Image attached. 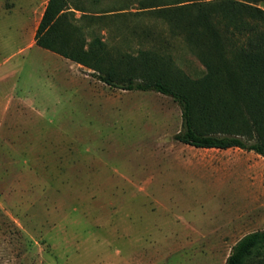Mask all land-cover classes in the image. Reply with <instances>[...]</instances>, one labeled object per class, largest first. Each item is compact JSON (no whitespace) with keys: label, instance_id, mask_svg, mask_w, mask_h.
I'll list each match as a JSON object with an SVG mask.
<instances>
[{"label":"rangeland","instance_id":"1","mask_svg":"<svg viewBox=\"0 0 264 264\" xmlns=\"http://www.w3.org/2000/svg\"><path fill=\"white\" fill-rule=\"evenodd\" d=\"M85 2L127 7L94 27L121 52L153 48L192 79L206 74L139 0ZM31 6L0 0V264H225L243 235L264 229V156L176 140L171 96L112 87L39 46ZM144 27L150 42L131 32ZM238 117L243 134L249 115Z\"/></svg>","mask_w":264,"mask_h":264},{"label":"trees","instance_id":"2","mask_svg":"<svg viewBox=\"0 0 264 264\" xmlns=\"http://www.w3.org/2000/svg\"><path fill=\"white\" fill-rule=\"evenodd\" d=\"M263 1L139 0L141 12L163 18L170 33L182 37L205 66L207 72L199 79L180 70L170 53L153 48L140 49L137 55L123 53L118 45L95 35L99 22L127 7L92 11L85 0H48L34 39L39 46L94 69L92 74L112 87L171 96L182 111L176 140L195 147H239L264 156ZM98 2L90 0L92 6ZM84 24L93 30L90 39ZM131 32L149 42L154 37L152 27ZM244 111L249 117L241 134L234 124ZM225 264H264V229L243 235Z\"/></svg>","mask_w":264,"mask_h":264},{"label":"crops","instance_id":"3","mask_svg":"<svg viewBox=\"0 0 264 264\" xmlns=\"http://www.w3.org/2000/svg\"><path fill=\"white\" fill-rule=\"evenodd\" d=\"M47 2H48V0H31V5H32L31 6V11H32V13H33V9H35V11L39 10V12H40L39 15H37L38 18H37V20L34 23V35H35L36 29L38 27V24H39V22L41 20V17L43 15V12L45 10V7L47 5ZM250 152L251 151H246V153H250ZM222 156H225V155H222ZM245 156L246 155H244V154H242L240 152H235V153H232V157L231 158H233L235 160H241Z\"/></svg>","mask_w":264,"mask_h":264}]
</instances>
